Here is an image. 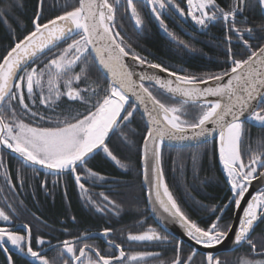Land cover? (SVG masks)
<instances>
[{
    "label": "snow or ice",
    "instance_id": "6c2138e0",
    "mask_svg": "<svg viewBox=\"0 0 264 264\" xmlns=\"http://www.w3.org/2000/svg\"><path fill=\"white\" fill-rule=\"evenodd\" d=\"M116 3L119 0H115ZM188 9L185 12L174 0H147L152 5V12L166 32L167 26L161 19L160 10L173 6L181 16H188L196 25L207 27L208 22L223 18L229 32L237 34L250 55L246 59H235L229 48L231 67L219 74H208L198 77L194 74H178L158 64L149 63L134 51H129L120 32L114 31L115 5L110 0H78V6L65 10L62 14L40 23L42 12L38 11L33 19V29L22 39L15 41L7 53L0 58V145L17 154L23 164L39 166L57 174L70 171L75 175L76 183L81 190L86 191L81 183V176L77 174L80 166H86L90 158L100 150L107 157L115 161L121 168L127 166L121 162L110 150L107 140L121 125L130 121L137 110V103L143 105L144 115L147 117V131L143 136L142 161L143 178L149 186V203L153 212L166 214L167 218L178 223L185 234L197 245L205 249H213L223 245L229 239L234 245L247 243L253 253L264 250V238L259 241L252 238L256 225L264 220V191L257 193L243 208L238 225L222 223L223 217L216 219L207 228L201 227L192 220L180 207L173 193L165 181L162 169V144L164 140H196L217 135L218 154L220 163L227 176L232 196L239 208L249 186L257 179L264 180V140L257 142L256 150L251 144L247 146L251 153L245 162L246 136L245 119L264 128V45L252 49L247 33L251 38L253 28H241L236 23L238 14L253 6L250 0H236L229 10L217 4L216 0H186ZM43 0H41V6ZM132 18L137 28L143 26V20L135 7L134 0H127ZM254 5L264 8V0H254ZM67 7V5H65ZM246 19V18H245ZM259 31L264 32V24L258 25ZM172 39L176 36L168 32ZM231 39V37H226ZM71 40L58 53L53 49L61 43ZM184 44L183 41H180ZM185 47L188 45L185 44ZM46 53L52 56L43 68L35 65L36 61ZM94 54V56H93ZM131 58L140 63L148 64L149 68L167 73L172 79H162L156 74H140L134 79L135 73L125 62ZM88 57L98 61L107 73L108 86L101 99L94 104L91 99L99 96L98 88L90 86L91 95L85 97L83 92L89 89L74 87V82L87 79L90 71ZM79 68V71H75ZM45 77L47 79L45 80ZM63 81L65 91L60 90ZM158 86L177 103H165L159 99L149 86ZM211 83L213 86H207ZM45 84L48 95L43 94ZM201 85H205L201 87ZM37 89L40 90V104L51 107L61 97L66 96L69 101H79L89 105L85 113L75 116L51 118L32 111L27 101L35 103ZM134 97L136 103H130ZM215 99H208V98ZM13 102H16L15 104ZM19 105L32 118L39 117V121L48 120L47 125L36 122L25 123L16 118V105ZM195 162V156H194ZM2 167V165H0ZM36 169L34 168V171ZM91 177L98 174L87 168ZM107 204L97 205V211H104L111 205L119 209L120 205L103 195ZM92 202V201H90ZM224 207L212 211L224 212ZM74 219V218H73ZM0 220L9 222L10 217L0 210ZM26 234L0 227V249L8 252L7 244L17 249L25 257H30L29 264L39 261V264H55L42 251L34 250L31 245V227L25 224ZM112 229L105 228L102 236L108 238V244L116 251L105 255L93 244L83 243L81 237L61 242L58 256L64 257L63 264H141L146 257L159 256V253L134 252L126 253L121 243L110 238ZM84 234H82L83 236ZM127 240L131 242H167L169 237L161 235L154 228L133 234L129 233ZM38 245H44L43 238H37ZM183 249L176 245V257L170 264H192L195 250L184 259ZM118 253V254H117ZM94 254V255H93ZM264 255V251H261ZM8 264H14L8 256ZM161 264H164L162 261ZM203 264H227L226 261L207 253ZM236 264H264V259L240 257Z\"/></svg>",
    "mask_w": 264,
    "mask_h": 264
},
{
    "label": "trees",
    "instance_id": "16d2710c",
    "mask_svg": "<svg viewBox=\"0 0 264 264\" xmlns=\"http://www.w3.org/2000/svg\"><path fill=\"white\" fill-rule=\"evenodd\" d=\"M111 2V0H110ZM217 4L223 7L225 10H229L236 0H216ZM253 6L247 8L242 14H238L236 23L241 28L251 27L255 31L251 38L245 33V39H248L252 49H257L264 45V32L259 31L258 25L264 24V13L261 8L254 5V0H250ZM67 5V7H65ZM78 6V0H43L41 6V0H0V58H2L11 46L18 39H22L24 35H27L33 29V19L36 17L38 11L42 12L40 23H45L48 19H51L57 15L62 14L65 10H71ZM126 10V9H125ZM126 12V11H124ZM120 16H123V11L120 12ZM246 18V19H245ZM132 28V27H131ZM231 37L227 39L226 37ZM204 37L210 41H213V45L209 44L206 40L203 42V51L199 52L197 57L185 56L173 52L169 47V43H164L163 38L157 33L149 34L147 38H143L145 46L151 48L153 51L150 57L163 64L164 67L171 71L177 72L170 65L175 62H188L191 66L190 70L178 71L181 73H208L219 74L231 67V61L229 60V48L234 53L235 59H246L250 55V51L245 48L243 42L238 38L234 32H229L223 18L209 23V27L205 29ZM67 43H71L68 40L61 43L58 48L53 49V53L62 51ZM52 56V53H46L41 56L35 63V65H29V70L32 66L37 68H43L48 59ZM90 71L87 79H82L79 82H74V87L80 89H86L84 86L90 80L89 76L93 74L94 78L99 81V96L103 97L104 90L108 86V80L102 75L92 57H88ZM75 71H79L76 68ZM47 77H45V80ZM60 90L65 91L63 87V81L60 82ZM87 91L83 92L85 97ZM161 93V92H160ZM47 93V86L45 84L44 92ZM162 94V93H161ZM158 97L165 103H177L166 97ZM37 97V99H36ZM40 90L37 89L35 96V103L31 100L27 101L35 112H41L45 117L51 118L54 122L57 118L63 119L65 116H72L68 110L76 111L75 103L69 101L66 96L61 97L59 101L53 104L51 107L40 104ZM14 104L16 102H13ZM74 103V104H73ZM132 103V102H130ZM16 118L24 120L25 123H32L35 125L39 122L42 125H47L48 120L39 121V117L32 118L25 111L16 105ZM137 111L134 116L126 123V127L118 129L113 138L109 142V146L120 159L129 160L133 166H135L132 173H120L124 180L119 182L118 186L113 185L114 192H108L103 194L109 197V199L115 201L120 205L119 209L113 208L111 205L104 211H97V205L104 207L107 201H104L103 196L98 192L99 185L95 178L87 175L86 189L90 193L85 194L84 197L77 196L76 190H74L73 183L70 186L69 203L66 204L62 197L56 195L55 202H51L50 197L46 194L48 190V183L45 179H39L43 177L39 174L36 177V173L30 172L28 166L22 163L18 157L13 154L3 153L2 159L7 163L8 182H1L0 179V192L23 190L26 195H21L20 198L26 200V203L37 219L34 221L32 214H25V218L31 223L34 231L39 228L44 229L47 232L54 233L59 227L64 225L69 226L70 232L75 233L79 230H89L92 228L101 229L102 227L115 229L116 232H122L126 227L133 229L136 221L144 219L148 215L146 191L143 186L142 175L139 170L142 169L140 159L142 157V145L143 136L146 134L147 126L144 119ZM246 136L244 140L245 145V162L247 163L248 156L251 154L248 151L247 146L251 144L252 150H256L257 142L264 140V128H257L250 122H245ZM179 152V156H177ZM195 162H194V156ZM193 156V158H192ZM17 158L23 165V172H16L15 159ZM111 158H102L100 154L89 159L86 166L92 171L115 173L114 166L110 163ZM1 161V151H0ZM176 162V164H175ZM162 169L165 176V181L169 187V190L173 193L174 198L177 200L181 209L194 221H196L201 227L207 228L216 219V216H222V223L228 224L232 222L233 210L235 203L230 205V209L225 208L221 213L216 211L213 213L212 208L224 207L228 205L230 197L232 196L230 187L226 182L224 170L221 166L217 142L211 141L199 146L190 148H170L163 146L162 148ZM131 168V167H130ZM197 168L199 176H195L193 172ZM10 170V172H8ZM87 172V171H86ZM225 178V179H224ZM226 180V181H225ZM97 185H96V182ZM43 183H45L46 190L43 189ZM117 188V190H114ZM2 197L0 196V201ZM92 201V202H90ZM15 208V205L12 204ZM144 209V210H143ZM235 212V210H234ZM39 217V218H38ZM74 218V219H73ZM23 219L24 222H27ZM264 220L256 226L255 235L259 241L261 238L258 235L263 228ZM124 227V228H123ZM245 244V243H244ZM34 247V245H33ZM185 251H183V258L187 259L189 255L193 253L194 249L184 245ZM238 249V248H237ZM236 249V250H237ZM235 251V250H234ZM264 251V250H262ZM168 252V251H165ZM169 253V252H168ZM246 258L264 259V255H253L251 250L247 249L245 252ZM167 256V254H166ZM206 255L200 254L195 250L194 260L192 264H203ZM239 257V256H238ZM196 258V260H195ZM30 259H14V264H29ZM238 258L234 259L229 257L227 264H236ZM0 264H8V259H5L4 255L0 253ZM34 264H39L34 262Z\"/></svg>",
    "mask_w": 264,
    "mask_h": 264
},
{
    "label": "flooded vegetation",
    "instance_id": "af4514ba",
    "mask_svg": "<svg viewBox=\"0 0 264 264\" xmlns=\"http://www.w3.org/2000/svg\"><path fill=\"white\" fill-rule=\"evenodd\" d=\"M111 2L114 3L115 5L114 31L120 32L126 44L130 46V48L128 49L129 51H134L140 57L145 58L149 63H158L160 65H163L160 62L154 60L153 57H150L151 56L150 53H152L153 51L151 50V48L145 46V43L143 42L144 40L143 38H147L149 34H153V33L159 34L161 38H163V41H165L164 43H169L170 44L169 47L171 48V50L181 55V57L183 56H185L186 58L197 57L199 55L198 53L200 51H203L202 50L203 48L200 47L199 45H204L203 44L204 41L203 39L200 40L199 37H204V34H205L204 31L197 28L198 26L191 19V17H188L186 15L181 16L175 7L170 5L166 7L165 9L160 10L161 19L164 20V23L167 26L168 32H172L176 36V39H172V37L168 35V32H166L164 28L161 27L160 22L156 19V15L152 12V5L148 4L147 0L134 2L135 7L137 8L143 20V26L140 28H137V26L135 25V20L132 18V14H131L130 8L128 7L127 0H119L118 3H116L115 0H111ZM174 2L178 4L180 8H182L185 12H187L188 5H187L186 0H174ZM121 11H123L122 17L120 16ZM180 41H183L184 44H181ZM185 44H187L188 46L185 47L184 46ZM170 66L174 70H178L181 72L182 70L191 69V66L188 64V62H184V61L175 62ZM98 71L100 70L98 69ZM178 71H177L178 74H181V75L186 74V73H181ZM190 74H194L198 77H203V76H207L208 74H213V72L210 71L206 74L204 73H190ZM89 78L93 79L94 76L90 75ZM149 87L151 88V90L154 92V94L157 97H164L160 93V91H158L154 87H151V86ZM95 102L96 101L91 102V103L94 104ZM79 106L80 105L78 104V107ZM78 109L82 113H85L89 109V105L81 104V107ZM136 111L137 113L140 114L138 108ZM112 136H114V134H111L109 140L107 141V144L110 150L113 152V150L109 146V142L113 138ZM178 149H183V148H178ZM0 151H1L0 165H2V167H0V179H2L1 182H8V173H7L8 167H7V163L3 161L2 156H3V153L10 154L11 152H8L5 148L2 147V145H0ZM98 154H100L102 158H107L106 154L103 153L102 150H100L96 155ZM113 154L115 155L114 152ZM14 159H15V162L13 164L16 167L15 171L18 173L23 172L24 167L22 163L20 162L21 158L18 157L20 161L17 158H14ZM118 159L121 160V162L124 163L127 167L121 168L119 165L116 164L115 161L109 160L110 163L114 166V168L116 167L115 173L114 172L104 173V172L94 171L98 174L97 176H95V178L100 187L96 193L99 192L100 194H107L108 192H114L113 185L118 186L119 182H122V180H124V177L121 174H119V172L124 174V173H132L134 171L135 166L132 167L131 163H129L130 162L129 160L120 159V158ZM140 163H141V159H140ZM34 167L36 169L35 171L33 167H28L30 169L29 171L34 174L38 172L39 174L43 175V177H39V179H45V181L48 183V190L46 194L50 197V200L52 203L55 202L56 195L57 196L59 195L60 197H62L64 202L68 204L69 203L68 197L70 196V186L72 183H73L72 188L76 190L77 196L84 197L85 194L90 193V191H87L86 185H85L87 181L88 172H86L82 166L78 167L77 174L81 176V183L85 185L86 191L81 190L79 185L76 183L75 175L71 173L70 171L57 174L55 172H50L46 169L40 168L39 166H34ZM85 168L87 169L88 167H85ZM260 170L264 171V169H260ZM139 171L142 174V169ZM8 172H10V170H8ZM38 173H36V177H38ZM97 182H96V185H97ZM42 186H43V189L46 190L45 183H43ZM114 190H117V188H115ZM262 191H264V189ZM22 194L26 195V193L23 190L8 191V192H2V193L0 192V196L2 197L0 201V210L5 211V213L8 214L10 217L9 222H4L0 220V227H8L10 230L17 231L20 234H26L27 230L24 229L23 226L25 224L30 225L31 245L32 247L34 245L33 249L37 251H42L48 259L54 260L55 264H63L64 257L58 256L57 252L61 249V242L66 239L73 240L76 237H81L80 246H82L83 243L93 244L101 251L102 254H105V255H108L116 251L114 248H111L109 246L108 238L102 236V232L106 227H102L101 229H98V230L95 228H92L89 230H79V231H76L75 233H71L69 226L64 225L62 227H59L57 230H54L55 231L54 233L47 232L41 228L34 231L33 227L31 226V223L29 222L31 221L33 223V221L32 220L27 221V219L25 218V214L26 213L32 214L31 216L35 218L34 221L37 219V216L34 215L33 212L30 210V208L28 207L26 203V200H23L22 198H20ZM146 200H147V196H146ZM232 203H234V201L232 200L228 202L227 209H230V205ZM12 204L15 205V208L12 207ZM235 207H234V210H235ZM234 210H233L232 222L234 219ZM147 211H148V215L145 216L144 219L140 221H136L135 222L136 224L133 226V229L128 228V227H126L125 229L123 227L124 230L122 232H116L115 229H112L113 231L110 234V238L115 240L118 243H121L126 253H129V254L134 253V252H152V253L160 254L159 256L146 257L145 261L141 262V264H161L162 261L164 262V264H170V262L176 257V245L178 243L181 245L183 251L186 250L185 247H183L184 245H186L187 247H190V246L184 243L183 241L176 239L174 236L169 234L160 224L156 222V220L154 219V217L152 216L150 212L148 201H147ZM23 219H26L27 222H24ZM149 228L156 229L158 232L161 233V235H167L169 237V240L163 243L158 242V241L157 242H150V241L131 242L127 240V236L129 233L137 234V233L144 232L148 230ZM255 230L256 228L254 229L252 233V238H253V235H255ZM82 234L84 235L82 236ZM258 235L260 236L261 239L264 238V227L261 229V232ZM38 237L44 239L45 241L44 245L37 244L36 241ZM254 239L256 240V238ZM7 248L9 249L8 252H5L3 249H0V253L4 255L5 259H7L9 255L12 257V260L21 259V258L30 259V257H25L24 255H22L14 247H13L14 250L10 249L8 246ZM190 248L193 249L192 247ZM247 249L251 250V247L247 243H245L233 252L220 253L216 257H219L223 261H227L229 257H233L234 259L245 257L244 254ZM165 251H168L169 253ZM183 251L181 253L182 257H183ZM261 251L262 250L258 251L257 253H253L251 250L254 256L259 255ZM258 259L260 258L258 257ZM35 262L39 263V261H35Z\"/></svg>",
    "mask_w": 264,
    "mask_h": 264
},
{
    "label": "water",
    "instance_id": "95a60500",
    "mask_svg": "<svg viewBox=\"0 0 264 264\" xmlns=\"http://www.w3.org/2000/svg\"><path fill=\"white\" fill-rule=\"evenodd\" d=\"M135 1H145V0H134V2ZM261 10L264 13V8H261ZM130 11H131V9H130ZM93 56H94V54H93ZM125 62L130 66V70H132L135 73L134 79H137L138 80V77H139L140 74H145V73L146 74H153L154 73V74L160 76L162 79H166V80L167 79H172V80H174V77H169L167 73L160 72L158 69L149 68L147 63L141 65L140 63L134 61L131 58V56L126 57L125 58ZM95 63L97 65L98 69L100 70V72L102 73V75L108 80L107 73L101 68V66L99 65L98 61H95ZM145 85L146 86L154 87L155 89H157L158 91H160L162 94H164L166 97H169L168 94H166L164 92V90L159 89L158 86H155L154 84H151L150 85L149 82H147V81H145ZM204 86L205 85H201V87H204ZM207 86H213V85L211 83H209V85H207ZM169 98L172 99L171 97H169ZM208 99H215V98L210 97ZM130 102L136 103L135 98L134 97L130 98ZM137 108H138L140 114L142 115V118L144 119L145 124L147 125V117L144 115L143 105H139L137 103ZM242 119H245V122H249V121L246 120V117H242ZM125 123H127V122H125ZM250 123L252 125H254L255 127H257V128H262V127H260L258 125H255L252 122H250ZM123 126L124 125H121V127H123ZM109 138H108V140H109ZM214 140L217 142V135L215 133L212 136L207 137L206 140H205V138H201L199 141H196V140L178 141V140H167L166 139V140H164V142L162 144V148H163V146L172 147V148H188V147L202 145V144H205V143L214 141ZM217 145H218V143H217ZM2 147L5 148L3 145H2ZM5 149L8 152H11L10 149H7V148H5ZM12 154H14V156H16V157H19L15 153H12ZM142 154H143V145H142ZM141 165H142V174H143L144 164H143L142 159H141ZM221 166H222V164H221ZM222 168H223V166H222ZM224 175L227 178L225 172H224ZM142 181H143V186H144V188L146 190L147 201H148L149 208H150V212H151L152 216L154 217V219L156 220V222L158 224H160L169 234H171L172 236H174L176 239H179V240L183 241L184 243L188 244L190 247H192L194 250H196L200 254L207 255V253L211 252L214 256H217L220 253L233 252L234 250H236L237 248H239V247H241L243 245V244L242 245H234L232 243V240L231 239H229L228 241H226L223 245L217 246L216 248H213V249H205L202 245L195 244V242L192 241L185 234L184 229L178 223L173 222L171 220V218H167L166 217V214L153 212V206H152L151 203H149V195H148L149 186L147 184H145L144 178H142ZM262 189H264V180L257 179L255 181H253V183L249 186L248 192L245 194V198L242 200L241 206L239 208L235 207L234 219H233L232 224L238 225V223H239V217L242 216V214H243V208L247 206V202L252 198V196L256 195ZM6 246H8L10 249H13L14 250L13 246H11L10 244H7Z\"/></svg>",
    "mask_w": 264,
    "mask_h": 264
},
{
    "label": "rangeland",
    "instance_id": "374dc122",
    "mask_svg": "<svg viewBox=\"0 0 264 264\" xmlns=\"http://www.w3.org/2000/svg\"><path fill=\"white\" fill-rule=\"evenodd\" d=\"M210 22H212V21H210ZM210 22H208V26L205 28V27H201V26H199V25H197V26H199V27H197L198 29H200V30H202V31H204V33H205V29H207L208 27H209V23ZM205 35V34H204ZM200 38V40L201 39H203V41L205 42V40L209 43V44H211V45H213V41H210V40H208V39H206L205 37H199ZM201 52V51H200ZM204 74H206V73H204ZM91 76H93V74H91ZM91 80H92V82H91ZM99 83V81H97L95 78H93V79H91L90 78V80L87 82V85L85 84L84 86L86 87V89H89V91H87L86 92V94L88 95V97L91 95V90H90V86L91 87H95L96 85H100V84H97V83ZM98 90H99V88H98ZM102 97H98V96H94V97H92V99H91V102H94V101H96L97 99H101ZM81 104H84V103H81V102H79V107H78V104L76 105V111H72V110H68L67 112L69 113H71V115L72 116H75L77 113H82L78 108H80L81 107ZM38 113H40L41 114V112H38ZM37 119V118H36ZM6 148V147H5ZM179 152H177V156H179ZM194 156V155H193ZM193 156H192V158H193ZM175 164H176V162H175ZM193 174L197 177V176H199L198 175V173H197V168L195 169V171L193 172ZM263 227H264V223H263V225H262Z\"/></svg>",
    "mask_w": 264,
    "mask_h": 264
}]
</instances>
